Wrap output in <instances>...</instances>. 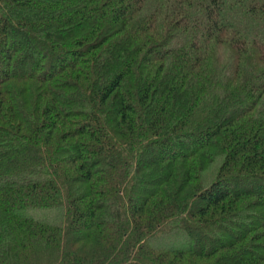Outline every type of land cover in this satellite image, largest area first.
Masks as SVG:
<instances>
[{"label":"trees","instance_id":"16d2710c","mask_svg":"<svg viewBox=\"0 0 264 264\" xmlns=\"http://www.w3.org/2000/svg\"><path fill=\"white\" fill-rule=\"evenodd\" d=\"M0 264H264V0H0Z\"/></svg>","mask_w":264,"mask_h":264},{"label":"rangeland","instance_id":"374dc122","mask_svg":"<svg viewBox=\"0 0 264 264\" xmlns=\"http://www.w3.org/2000/svg\"><path fill=\"white\" fill-rule=\"evenodd\" d=\"M166 236L163 235L154 239L152 246L156 249L167 250L169 248L186 245L188 243L186 237L182 235L178 237H166Z\"/></svg>","mask_w":264,"mask_h":264}]
</instances>
